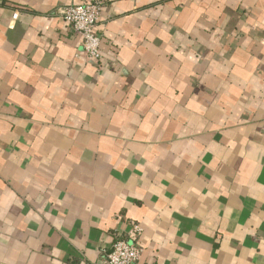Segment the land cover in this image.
Segmentation results:
<instances>
[{"label": "crops", "instance_id": "obj_1", "mask_svg": "<svg viewBox=\"0 0 264 264\" xmlns=\"http://www.w3.org/2000/svg\"><path fill=\"white\" fill-rule=\"evenodd\" d=\"M104 1L0 0V264H264V0Z\"/></svg>", "mask_w": 264, "mask_h": 264}, {"label": "built area", "instance_id": "obj_2", "mask_svg": "<svg viewBox=\"0 0 264 264\" xmlns=\"http://www.w3.org/2000/svg\"><path fill=\"white\" fill-rule=\"evenodd\" d=\"M104 0H78L77 3L58 9L60 18L75 32L80 39V48L87 57L100 61L102 35L97 30L101 18ZM17 13L13 14L16 18ZM141 228L132 223L128 236L117 237L109 250L104 253L101 264H140L143 247L137 243Z\"/></svg>", "mask_w": 264, "mask_h": 264}]
</instances>
